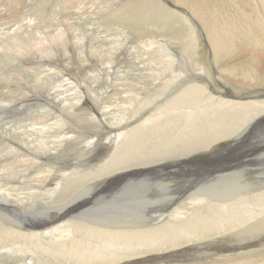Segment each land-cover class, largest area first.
<instances>
[{
	"label": "bare ground",
	"instance_id": "obj_1",
	"mask_svg": "<svg viewBox=\"0 0 264 264\" xmlns=\"http://www.w3.org/2000/svg\"><path fill=\"white\" fill-rule=\"evenodd\" d=\"M76 1L77 0L74 2ZM213 1L215 2L216 0ZM240 1L242 6L247 7L246 9L232 5L233 7H230L233 8V10L231 9L228 13L225 11L226 16L223 17L222 15L220 16V12H218L219 17L217 18L215 16V10L210 9L206 5L205 0H175L176 4L188 8L193 15H196L200 19L201 28L205 27L207 33L205 37L209 39L208 42H210L213 49L212 52H210L212 61L214 57H216L218 62L221 58H223L221 61H226L227 57L233 59L230 57H233V53L237 51H235L236 46L234 44L240 43L247 46V48L252 51V55L257 57L253 64H261L262 66L264 64V0H256L260 7L261 15L257 13L258 9L253 5L251 0ZM138 2L139 0L135 2L134 7L131 1L125 2L120 6L124 11H116L112 16L118 18L123 17L124 20H128L132 15L141 17L139 14L146 11L145 15L157 19L160 27L169 26L170 32H172L174 27L178 24L180 28L174 30L175 33L177 32L175 36L177 43L180 44L183 49H193L194 51H188V54L191 56L195 55V53L197 55L199 54L196 51V46L193 44L192 39L189 36L185 37L186 29L185 26H183L184 24L175 19H170L176 16L173 10H167L158 0H143L141 5H138ZM217 3H220V1ZM149 4L151 6L150 10L148 9L150 7ZM174 7H177V5H174ZM127 10L132 11L129 17L125 15ZM166 15L170 16V18L166 17ZM165 17L167 18L166 20L164 19ZM252 19H258L259 26H257L256 23L253 24V21L251 22ZM132 21L135 24L137 23L136 21L139 20L132 19ZM140 22L142 21L140 20ZM123 27L126 28V26ZM230 30L238 32V39L234 35L229 34ZM62 35L61 37H63ZM115 60L117 59L115 58ZM164 60L166 61V59ZM195 62L196 68L195 72L191 70L192 74L186 70H173L169 68V72L161 78L157 75H152L155 80L159 79L160 82L158 85H154L155 88L151 91H163L166 85L165 83L173 86L171 90L168 89L163 91L164 93L166 92L165 95L170 96L182 87L180 89L181 91L173 95L171 101L167 103L164 101L167 96L162 98L163 94L157 99H152L151 97L152 101L149 100L151 104L157 101L155 102V109H150V103H146L149 105L147 106L144 104V101V105L142 104V106L143 108L144 106L146 107L145 109L142 108L143 110L139 113L136 112L138 113L136 119L130 117V114L132 115L134 113L130 106L139 99L136 105L142 107L139 103H142L144 100L145 93L141 97L129 99L130 106L124 107L122 104V91L101 89L100 93L98 92L99 90L96 91L98 92L96 94L98 96L96 99L88 95V99L79 100L81 97L78 96L79 92L77 88H70V84H66L65 82L53 83L50 79V84L55 86L53 88H48L49 92L46 94L42 106L45 102H49L50 105L52 104L57 107H54L53 110L57 113L60 112L59 115L55 113L56 117L53 119L49 117L43 119L44 117H39L40 113L36 112L34 113L35 115L31 117V129L26 130L24 128L23 132H21L22 129H20L21 131L18 133L15 132L19 130V128L9 130V128L6 129L3 127L4 125H0V146H2L0 147V216L2 215L1 218L14 223L18 227V229L10 228L0 222V264H51V261H48L49 263L45 261L44 253L53 256V258L56 259L55 262L58 264H61L59 263L61 261H68L70 264H245L246 260L250 257L264 256V227H261L264 224V213H258L248 220H245L246 223L254 220L255 217L259 219V221L252 226L244 227L241 230H238L240 223L237 224L232 221L234 217L232 219V216L228 217L231 219L229 220V226L232 228L229 229L232 231H230L229 236H225L224 232L227 233L226 231L229 230L228 227L224 230L222 228L218 229L217 236L219 238L215 240L207 238V235L201 232V226H208L210 223L205 211L201 213L203 217L198 218V224L186 223V221L182 223V225L175 222H172V224L170 222H164L163 226L148 228L147 230L144 229L147 225L162 220L169 211L172 212L171 215L177 212L175 207L171 210L172 206L183 196L185 197L186 193H189L191 188H195L198 192L204 190L212 195V182L205 176H213L212 178L216 180H225L228 178L229 173L236 167L246 166L251 170L249 167L264 165V143H254V138L255 136L257 137L256 132L259 131L258 129L264 123V117L260 120V117L264 116V114H260L253 118L255 119L253 123L249 122L246 127H242L245 122H248V117L251 115V112L258 106L264 105V100L260 101L256 99L257 97H260L259 99H264V87H261L260 91H254L255 93L242 95L243 92L239 90L241 88H232L230 85L226 87L229 91L228 94L222 97L219 92H216L218 97L215 99L216 95H212L210 91V83H205V85L207 84L209 86L206 88V94H204V87L200 93L199 87L196 85L200 84L199 81H203L204 79L208 82L207 77L211 78V74L208 71H212V68L208 70V67H206L207 63L205 64L199 59ZM168 66L169 65L165 63L164 70L168 69ZM81 67L82 64L78 61L76 67L78 70L73 71H79ZM106 67L108 68L104 70L98 71L97 69V73H95L94 70L92 71L90 75L92 82H94V79L97 77L105 75L103 82L113 83L112 75L114 69L112 66ZM233 67L230 68L229 72L227 71L228 69L224 70L225 74H230L229 76L227 75L228 79L234 75V72L237 73L239 71L241 79L245 81L244 83L254 80L252 74H246L247 70L245 71L242 68L239 70L237 67ZM215 68L216 67H214V69ZM41 72L43 73V70ZM206 72L209 74H206ZM173 73L176 74L174 80L170 77H173ZM84 74L86 75V72ZM139 76L141 77V75ZM77 77H79L81 81L83 75L81 74ZM212 77L213 82L224 80L221 79L223 78L222 75L217 73L215 75L213 74ZM120 78L123 79L122 77ZM142 78L144 77L142 76ZM37 79H40V77ZM40 80H43V78ZM248 84L250 85V83ZM90 85L91 84H89V86ZM131 87L129 88L131 89ZM140 88L142 87L140 86ZM72 89L74 91L76 90L75 93H71L72 96L66 95L68 90ZM90 89L94 91L92 87H90ZM54 91L56 94H54ZM101 95L103 96L101 97ZM226 95L232 97L230 98ZM113 96H118V101H120L118 105H116V97V101L113 102ZM240 97L252 98L254 101L249 100L248 102L246 101L245 104H242L240 101L236 100ZM102 98L103 101H101ZM203 100L204 103L202 104H206L205 107H207L203 108V110L199 109V111L196 110L194 112L196 113L195 115L201 119V123L204 122L199 129L193 124H184V121L190 118L183 117L185 119H183V124L185 126L176 136V140L175 137H173L172 140L169 139L164 142L163 146H156L155 148H160V151H156V153L151 152L149 154L150 151L146 152L147 148L149 149L153 145L149 144V142L154 132H158L159 134L158 141L162 139L163 136H169L171 134L170 126L167 125L169 122L167 117L169 115L164 116L168 107L176 106L180 108V110L181 108L190 110L194 109L192 108L193 106L201 104ZM216 101H218V103ZM228 104H230L229 107H227ZM88 109L91 110V113ZM111 109H113V111H111ZM159 109H163L164 114H157ZM44 110L49 112L46 108H44ZM84 110H87L88 113ZM185 110H182V112ZM210 110H213L212 114H209ZM114 112H119V116L116 115L113 117L112 114H116ZM121 113H123V115H121ZM177 113L176 115L178 116ZM133 116L135 115L133 114ZM142 117H144L143 120H140ZM162 117H165V119L160 121L162 127L159 126L161 124H158L157 129H155L153 119L156 120L157 118L160 120ZM110 118L114 120V122H111ZM117 118L120 119L121 122H117ZM18 120H16V122H19ZM138 121H141V123L134 126ZM109 122L111 124H109ZM19 125L18 127H20ZM100 125L106 127L107 130L104 131ZM132 127L133 129L138 128L137 130L135 129L136 134L127 135L122 144L121 138L123 130L129 131ZM143 127H145V130ZM240 127H242V132H239V135H235L236 133L231 134L230 136L232 137L226 135L229 132H237ZM12 130H15V132ZM176 130L178 132V129ZM116 131H118L117 137L114 135ZM113 138L116 139V145L114 144V147L108 143V141ZM213 138L218 140L225 139L227 142H230L227 147L218 150L214 148L213 151L210 152V145L218 141L213 140ZM153 140L154 139H152V141ZM172 141L177 142L171 143ZM245 141L250 144L244 143ZM180 142H186L187 146L180 145L176 148L175 143ZM120 143L122 144L121 146H119ZM193 143H195V146ZM205 143L208 145V149L206 148L204 157L200 160H195L191 157V155L197 152V149L199 150V148L205 147ZM13 144L17 146L14 147ZM71 154L76 155V158L74 156L75 161H66L67 156L69 155L68 157H70ZM80 154L82 155L81 159ZM98 166L101 168L94 171ZM87 167L91 168L79 170ZM232 174L238 176L240 173L235 172ZM191 175L194 176V178H192ZM5 178H8V180H5ZM16 179L18 180L15 181ZM173 179H183L181 181V186L178 188L179 190L176 191L179 192L178 194H180V196L179 198L177 197V199L170 197L164 201L162 195L166 196V194H168L169 191L167 187L170 186L169 181ZM220 182L216 183V185ZM149 183H153V186L151 185L150 188L149 185H147ZM62 186H64V190H67L71 195L65 196L64 198L59 197V189L62 188ZM161 187L165 188L161 189ZM227 187L228 190L232 192L229 198L231 204L237 206V208L232 206L233 209L237 210L238 206L240 208V202L247 203V200L253 202L252 196H249V191H245V194H248L243 196L242 194L244 192L242 193L238 192L237 189H232L228 181L224 188L226 189ZM263 194L264 193L260 195V198L263 197ZM188 196L189 195H187V197ZM226 197H228V195ZM26 201H29V203H26ZM141 203H146V208L141 207ZM32 204H34L33 207ZM47 204L51 206L54 205V207L56 205V209H46L48 206L45 205ZM259 205H262V208H264V201H260ZM39 206H42V208L36 211L35 207ZM93 207H99L98 210L100 212L95 217L97 221L91 220L89 222L98 227H106V229L90 227L77 221L68 220L64 222V219H67L68 216L72 217L74 212L84 213ZM103 209L106 210L105 213ZM254 210L258 212L261 211V209ZM216 212L217 209H214L212 213L215 214ZM237 212L238 211H236V213ZM220 213L222 214V211ZM224 213L226 214V212ZM93 215L95 216V214ZM136 215H139L140 218H135ZM74 216H76V214ZM190 217L194 218L193 215H190ZM171 218H174V216ZM139 221H142V223L139 224ZM239 221L241 220H238V222ZM113 226L125 228L142 227L143 229L133 233L128 231H110V227ZM176 230H181L189 235L191 239H194V246L189 247V244L188 248L185 250L172 253L171 255H164L162 252L165 250L171 252L174 251L173 249H179L182 244L189 243L187 241L179 243V241L183 239L177 235ZM85 235H87L88 238L84 237ZM89 235L91 236L89 237ZM134 239L139 240L138 244L133 242ZM157 239H162L161 243L158 242ZM257 239H259V243H257L255 249L251 250L249 248L251 241ZM208 241L209 243H207ZM103 244L108 248L118 249V251L121 252V256L102 254L104 248H102ZM35 247L37 251H35ZM157 247H161V251H159ZM136 250L141 252H139L138 255L137 253L133 255ZM5 251H12L14 254L20 252V258L15 257L9 260L3 256ZM128 253L129 256H127ZM5 260L6 262L4 263Z\"/></svg>",
	"mask_w": 264,
	"mask_h": 264
},
{
	"label": "rangeland",
	"instance_id": "obj_2",
	"mask_svg": "<svg viewBox=\"0 0 264 264\" xmlns=\"http://www.w3.org/2000/svg\"><path fill=\"white\" fill-rule=\"evenodd\" d=\"M74 1L73 0H2V1L0 0V8L1 7L3 8V9L1 8L2 10L0 9L1 10L0 11V37H1L0 38V52H1L0 53V125H2V126L4 125L3 127H5L6 129L9 128V130H10V129H14V128H19V130H17L16 132H15V130H12L15 133L20 132L21 131L20 129H22L21 132H23L24 128L26 130L27 129L30 130L31 129L30 124L32 123L31 117L33 115H35L34 113H36V112L40 113L39 117H44L43 119H45V117H49V118L53 119L54 117H56L55 113L57 115H59V113H60L59 111H58L59 113H57L56 111L53 110L54 107L55 108H57V107L53 106L52 104L50 105L49 102H45V104H44L45 106L44 105L42 106L43 101L45 99V96L49 92L48 88L49 87L53 88L55 86L53 84H50L51 81L53 83H59V82H65L66 84L69 83L70 88H73V87L77 88V91L79 92L78 96L81 97L79 100L88 99L89 98L88 95L91 96V98L96 99V97H98L96 94L98 92L100 93L101 89H103V90H105V89L117 90L119 92L122 91V93H121V94H123L122 95L123 96L122 104L124 107L130 106L129 99H131L133 97H136V98L141 97L145 93L144 100L142 101V103H139V104L142 106L143 102L145 101L144 102L145 105H147V106L150 105L149 106L150 109H152V108L155 109L154 106L156 105L155 102H157V101H155L151 104L149 102V100L152 101V99H154V98L157 99V98H159V96H161L163 94L162 98H165L167 96V98L164 101L166 103L170 102L173 95H176L178 92H180L181 91L180 89L182 87L178 91L176 90L170 96L165 95L166 92L165 93L163 92L164 90H168V89L171 90L172 89L173 86L169 85L168 83H165L166 85H165L163 91H158V90L151 91L160 82L159 79L155 80L154 76H152V75H157L159 78H161V77L165 76V74L167 72H169L170 69H173V70L182 69V70H186L190 74H192V71L195 72V68H196V64H195L196 62L195 61H197L199 59L200 61H203L205 64L207 63L206 67H208L207 68L208 70H210L212 68V71L211 70L208 71L211 74V78L207 77L208 82L204 79L203 81L202 80L199 81L200 84H196L199 87L200 93H201L202 88L204 87L203 88L204 94H206L205 93L206 88L209 86L207 84L205 85V83L211 84L210 91L212 93L211 92L210 93L212 95L215 96L216 92H219V94H221L222 97H224L225 94L229 93V91L226 89V87H228L230 85L232 88H237V89L241 88L239 90H241L243 92L242 95H245V94L248 95L250 93H255L257 91H260L261 87H264V64L262 66H261V64L260 65H254L253 63H254V61H256L257 57L252 55V51L250 49H248L247 46H245L244 44L243 45L240 43L234 44L236 46L235 51L236 50L237 51L233 53V57H230L233 59H229V57H227L226 61H221V59L223 60V58H221V59H219L220 61L218 62L216 57H214L213 61H212V59L210 57V52H212L213 49H212L210 42H208L209 39H207L205 37V36H207L206 35L207 33H206V29H205L204 25H203L204 28H201L202 25H201L200 19L196 15H193L191 10H189L188 8H186L182 5L176 4L175 0L174 1L168 0V2H167V0H158V2L162 6L164 5L163 7L166 8L167 10H169V11L173 10V13H175L174 15H176L173 18L172 17L170 18V16H168V15H166V17H168L170 19H175L177 21H180V23L184 24L183 26H185V29H186V32H185L186 36L185 37L189 36L192 39L193 44H195V46H196V51L199 53L198 55L195 53V55L191 56L190 54H188V51H194L193 49H189V50L187 48L183 49V47H181V45L177 43V41L175 39L177 32L176 33L174 32V30H177L178 28H180V25H178L177 23L176 24L178 26L176 25L174 27L173 31L170 32L169 26L166 25L164 27H160L158 25L159 23L157 22V19L145 15L146 11H143L141 14H139L141 17H139L137 15H132L131 17H129V15L132 14V11L127 10L125 12V15H127L129 17L128 20L127 19L124 20L123 17L118 18L116 16H114V17L112 16V14H114L116 11L123 10V8L120 6H122V4H124L125 2L131 1V3L134 4L133 5V7H134L135 2L137 0H77L76 1L77 3ZM212 1L213 0H210V1L205 0V3L210 9L215 10V16L217 18L219 17L218 12H220L219 13L220 16L222 15V17H223V16H226L225 11H227V13H228L229 11H231V9L233 10V8H231V7H233L232 5H235L237 7L239 6L240 8H243V9L247 8L246 6H242L240 0H223V1L222 0H216L215 2L213 1V3H212ZM219 1H220V3H217ZM251 1L253 2V5L256 6L258 9L259 12L257 11V13H259V15H261V12L259 9L260 7H259L257 1L256 0H251ZM142 3H143V0H139L138 5H141ZM73 4H75V5H73ZM150 4H149V6H150ZM174 5H177V7H174ZM150 8H151V6L148 9L150 10ZM4 9H5V11H4ZM246 12L249 13L248 11H246ZM223 13H224V15H223ZM142 14L145 16H143ZM108 16H110V17H108ZM193 16H194V18H193ZM146 17H148V18H146ZM166 17L164 18L165 20L167 19ZM132 19H136L139 21H136L137 23L134 24ZM140 20L142 22H140ZM152 21H153V23H152ZM251 22L253 24L256 23V25L259 26L258 19H254V20L252 19ZM187 24H189V25H187ZM123 26H126L127 29ZM134 27H136L137 29ZM121 34H122V38H121ZM229 34L234 35L237 39L239 37L238 32H235V31L230 30ZM61 35L63 37H61ZM119 36H120V38H119ZM5 37H6V40H5ZM2 38H3V40H2ZM25 44H28V45H25ZM50 45H51V47H50ZM101 49H104V50H101ZM117 50H119V51H117ZM198 56H199V58H198ZM112 57L114 60L112 59ZM115 58L119 62L117 60H115ZM164 59H166V61ZM78 61L82 64V67L79 71H73V70H78L76 68ZM165 63H167L169 65L167 67L168 69L165 68L166 70H164ZM182 63H184V64H182ZM212 63L214 66L212 65ZM30 65H32V66H30ZM106 66H112L114 69L113 75H112V82L113 83L103 82L105 75H103L102 77H97L96 79H94V82H92V80L90 79V75L92 74V71L94 70L95 73H97L99 70L107 69L108 67H106ZM179 66H180V68H179ZM214 67H216V68L214 69ZM231 67H233V68L237 67L239 70L241 68L245 71L247 70L246 74L247 75L252 74V77L254 80H252V78H251L252 81H250V82L246 81L247 83H244L245 81L243 79H241L239 71L237 73L234 72V75L232 77H229V79H230L229 80L228 76L230 74L229 75L225 74L224 70L228 69L227 71L229 72ZM97 69H98V71H97ZM42 70H43V73L41 72ZM257 70H259L260 73ZM118 71H119V73H118ZM251 71H253L254 74ZM85 72H86V75L84 74ZM208 72H206V74ZM216 73L222 75L223 78H221V79H224V80H221V81L217 80V81L213 82L212 76H213V74L215 75ZM81 74L83 75V77H82V80L80 81L79 77H77V76H80ZM139 75H141V77ZM175 75L176 74L173 73V77L170 76L171 79L174 80ZM142 76L144 78H142ZM38 77H40V79L43 78V80L37 79ZM120 77H122L123 79H121ZM44 78H45V81H44ZM118 78H120L121 80L119 79L120 81L119 80L116 81ZM141 78H142V80H141ZM234 78H236L237 80ZM50 79H51V81H49ZM233 79L236 80L237 82L234 81ZM109 81H111V80H109ZM225 82H227V83H225ZM135 83H136V85H135ZM248 83H250V85ZM89 84H91V85L89 86ZM221 84L223 85L224 89L222 88ZM241 84H242V86H241ZM247 84H248V86H247ZM123 85H125V86H123ZM140 86L142 88H140ZM90 87H92V89H94V91H92L90 89ZM129 87H131V89ZM253 88H255V89H253ZM133 90L134 91L136 90V91L134 92ZM75 91L73 89L68 90L66 95L72 96L71 93H73V92L75 93ZM96 91H98V92H96ZM126 91H127V94H126ZM54 94H56L55 91H54ZM149 95H151V96H149ZM61 96H63V95H61ZM102 96L103 95H101V97ZM226 96L230 97V98L232 97L230 95L229 96L226 95ZM115 97L117 98V101H116ZM151 97H152V99H151ZM217 97H218V95L215 96V99H217ZM259 98L260 97H257L256 99H258L260 101L264 100L262 98L261 99H259ZM49 99H50V97H49ZM225 99H227V98H225ZM138 100L139 99H137V101ZM147 100H148V102H147ZM236 100L240 101L242 104H245L246 101L248 102L249 100L254 101V99L252 100V98H248V97H245V98L240 97V98H237ZM101 101H103V98L101 99ZM115 101H116V105H118L120 102V101H118V96H113V102H115ZM137 101H135V103L132 104V106H130V108L134 111L133 114L135 115V116H133V114L132 115L130 114V117L131 118L133 117L132 119H136L138 117L137 114L140 111H142L143 109H145V107H146V106H144V108H143V106L138 107L136 105ZM216 102L218 103V101H216ZM146 103H148V104L150 103V104L148 105ZM202 103H204V100L201 102V104H199L200 106L199 105L193 106L192 108H194V109H190V110H185V108L184 109L181 108V110H180V108H177L176 106H173V107L170 106L172 108L170 110H168L170 108V107H168L166 109L168 113L165 112V114L163 113V109H159L157 114L162 113V114H164V116L169 115L167 117L168 118L167 120H169L167 125L170 126L171 134L169 136H163L162 139H159V141H158L159 134H158V132H154L153 137H152V139H154V140L152 141V139H151L149 142V144H153L150 147L152 150L150 148L149 149L147 148L146 152L150 151L149 154L151 152L156 153V151H160V148H155L156 146H163L164 142L168 141L169 139L172 140L173 137H175V140H176V136L181 131V129L185 126L184 124H186V123L187 124H193V125H195V127L197 129H199L201 124H204V122L201 123V121H200L201 119H199V117L197 115H195L196 113H194V112L196 110L199 111V109L203 110V108L207 107V106L205 107L206 104H202ZM229 105L230 104H228L227 107H229ZM43 107L46 108L47 110H49V112L45 111ZM258 108H260V109H258ZM175 109H176V111H175ZM136 110H138V111H136ZM177 110H179V111H177ZM182 110H185V111L182 112ZM84 111H86L88 113L87 110H84ZM111 111H113V109H111ZM189 111H191V112H189ZM89 112L91 113V110H89ZM136 112H138V113H136ZM210 112H209V114H212L213 110H210ZM114 113H116V114L115 115L112 114L113 117L116 115L119 116V112H114ZM176 113L178 114V116L176 115ZM191 114H192V116H191ZM260 114H264V105L258 106L254 111H252L251 115L248 117V122H245L242 127H244V126L246 127L249 124V122L253 123L255 121V119H253V118L259 116ZM121 115H123V113H121ZM121 117H124V116H121ZM121 117H120V119H121ZM183 117H185V118L189 117L191 120L187 119L186 121H184L185 119ZM192 117H194V118H192ZM262 117H264V116H261L260 120L262 119ZM143 118L144 117H142V119H140V120H143ZM120 119L117 118L116 119V120H118L117 122H121ZM162 119H165V117H162L160 120L157 118H156V120L153 119L155 129H157L158 124H161L160 121ZM16 120H18L19 122H16ZM111 122H114V120L111 119ZM140 123H141V121H138L137 123H135L134 126H136ZM109 124H111V123L109 122ZM18 125L20 127H23V128L18 127ZM100 126L104 131L107 130L106 127H103L102 125H100ZM159 126L162 127V124ZM171 126H173V127H171ZM133 127L129 131L123 130L121 143L125 141L127 135H135L136 134V130L138 128H135L136 129L135 130V129H133ZM145 127H147V126H145ZM145 127H143L144 130H145ZM242 127L239 128L240 131L238 129L237 132H235V131L229 132L226 135L230 136L233 133L234 134L236 133L235 135H239V132H242V129H241ZM143 128H140V129H143ZM176 129H178V132ZM258 130L259 131L256 132L257 137L254 135L255 136V138H254L255 142L254 143H264V132H263L264 131V123L260 126V128ZM161 131H162V129H161ZM172 132H174V133H172ZM22 134H24V133H22ZM114 135H115V137H117L118 131H116ZM5 137H8V136H5ZM230 137H232V136H230ZM115 140L116 139L113 138L112 140L108 141V143H110L111 146L114 147ZM213 140H218V139L213 138ZM15 142H17V141H15ZM173 142H177V141H172L171 143H173ZM229 142L230 141L227 142L225 139H220L217 142H214L212 145H210L209 151L212 152L214 148H217V150L223 149V148L228 146ZM121 143L119 144V146H121L123 144V143L122 144ZM244 143L250 144L249 142H246V141ZM0 144H1V139H0ZM193 144L195 146V143H193ZM207 144H209V143H207ZM13 145H14V147L17 146L16 144H13ZM180 145L187 146L186 142L175 143L176 148L179 147ZM204 146L205 147L199 148V150L197 149V152L194 153L195 155L193 154V155H191V157H193L195 160L202 159L204 157V154H205L204 152L206 151V148L208 145H206V143H205ZM0 147H2V146H0ZM201 149H203V150H201ZM68 156H67L68 160L66 159V161H70V162L75 161V158H76L75 154H71L70 157H68ZM74 156H75V158H74ZM105 156H106V154H105ZM81 158H82V155L80 154V159ZM263 164H264V162H263ZM239 167H240V169H239ZM239 167H236L235 169H233L229 173L228 178H226L225 180L224 179L216 180V179L212 178L213 176H205L207 179L210 180V182H212L211 190H212L213 196L204 190H201L200 192H198L195 188H191L189 190V193H186L185 197L183 196L181 199H179L172 206L171 210L174 209V207H175L177 212H174L173 215H171L172 212L169 211V213H167L168 212L167 211L166 212L167 218L164 217L163 218L164 220L162 219L159 222L155 221L154 224L147 225L146 228H144V229L147 230L148 228H155L157 226H163L164 222H170L171 224H172V222H175V223L182 225V223H184L186 221V223L198 224V218L203 217V215L201 214L203 211H205V213L208 215L210 223L208 224V226H201V232L203 234H206L207 238H210V239L215 240V239L219 238L217 236L218 229L222 228L224 230V229H227V227H228V229L229 228L231 229L232 227L229 226L230 225L229 220H231L233 217L234 218L232 219V221H234L237 224L240 223L238 230H241L244 227L252 226L257 221H259V219L257 217H255L254 220L246 222V223H245V220H248L249 218L257 215L258 213H264V208H262V205H259L260 201H264V194H263V197L260 198V195L262 193H264V165L249 167L251 170H249L248 167H246V166H239ZM90 168L87 167V168H83V169H79V170H86V169H90ZM100 168L101 167L98 166L96 169H94V171L99 170ZM194 168H196V167H194ZM235 172H239L240 174H238V176L233 175L232 173H235ZM191 177L194 178V176H192V175H191ZM5 180H8V178H5ZM17 180L18 179H16L15 181H17ZM182 180L183 179H181V180L173 179V180L169 181L170 186L167 187L168 188L167 190L169 192H168V194H166V196L162 195V197H163L162 199L164 201H166L170 197H174V199H177V197L179 198L180 194H178L179 192H176V191L179 190L178 188L181 186ZM227 181L230 184L232 189H237L238 192H242V193L244 192L243 194L241 193L243 196L248 194V193L245 194V191L246 192L249 191V194H250L249 196H252L253 202L251 200H247V203L240 202L239 203L240 208L238 206L237 210L233 209V207L237 208V206L231 204V202H230L229 198L231 197L232 192L228 190V187L226 189L224 188V187H226ZM193 182H194V179H193ZM200 182H203V181H200ZM218 182H220V183L218 185H216V183H218ZM147 185H149V188H150L151 185L153 186V183H149ZM83 187H85V186H83ZM162 188H165V187H161V189ZM208 194H209V196H208ZM258 194H259V196H258ZM69 195H71V194L68 193L67 190H64V186H62V188L59 189V194H58L59 197L64 198L65 196H69ZM187 195H189V196L187 197ZM227 195H228V197H226ZM222 199H224V200H222ZM203 200H204V202H203ZM26 203H29V201H26ZM33 205L34 204H32V207H33ZM45 206H48V207H46V209H50V208L56 209L55 208L56 205H55V207H54V205L51 206L50 204H47ZM188 206H190V207H188ZM39 207H35L36 209L35 208L34 209L36 211H38V209H41L42 206H39ZM141 207L146 208V203H141ZM176 207H178V208H176ZM226 207H228V208H226ZM93 208L89 209L88 211H86L84 213L83 212H74L72 217L68 216L67 219H64V222L71 220V221H75V222L76 221L81 222V224H85V225L90 226V227L106 229V227H103V226L98 227V226H95L94 224L92 225V223L89 222L91 220L97 221L95 217L100 212L98 210L99 207H93ZM214 209H217V212L215 214L212 213V212H214ZM254 209H258V210L261 209V211L258 212L257 210L255 211ZM234 210H236L238 212L236 213V211H234ZM221 211H222V214L220 213ZM103 212L105 213L106 210L103 209ZM103 212H101V213H103ZM224 212H226V214ZM75 214H76V216H74ZM93 214H95V216ZM88 215H89V217H88ZM190 215H193L194 218L190 217ZM226 215H227V217H226ZM85 216H87V217H85ZM92 216H94V217H92ZM170 216L171 217L174 216L175 220H174V218H171ZM230 216H232L231 219L228 218ZM1 217H2V215L0 216V222H2V224H5L10 228L18 229V227L14 223H12L8 220H4V218H1ZM136 217L140 218L139 215H136L135 218ZM218 217H219V219H218ZM221 217H223V218H221ZM92 218H94V219H92ZM238 220H241V221L238 222ZM141 223H142V221H139V224H141ZM221 223H222V225H221ZM223 223L225 226L223 225ZM261 227H264V224ZM124 228L125 227H121V226H113V227H110V231H128V232L133 233V232L141 231L143 229L142 227H138V228L126 227L125 228L126 230ZM230 229L228 231H226L228 234L224 232L225 236H229L230 231H232ZM176 232H177V235H179L181 237V239H183V240L179 241V243H182L185 241H187L189 243L188 244H182L179 249H173L174 251H171V252L165 250L164 252H162L164 255H171L172 253L185 250L186 248H188L189 244H190L189 247L194 246V239H191L189 235H187L186 233H184L181 230H176ZM178 232H181V233H178ZM90 236L91 235H89V237ZM84 237H87V235H85ZM159 240H158V242L161 243L162 239H159ZM258 240L259 239L251 241V244L249 247L251 250L256 248L255 246L257 245V243H259ZM133 242L138 244L139 240L134 239ZM207 243H209V241ZM102 248H103L102 254L121 256V252H119L118 249H116V248H114V249L108 248L104 244L102 245ZM35 249H36V247H35ZM157 249L159 251H161L162 248L157 247ZM35 251H37V249ZM100 251L102 252L101 248H100ZM134 252H132V253H134L133 255H135L136 253L138 255V253L141 251L136 250ZM111 253H114V254H111ZM44 255H45L44 258H45L46 262L51 261V264H58L57 262H55L56 259L53 258V256H49L48 254L46 255L45 253H44ZM155 255H157V254H155ZM3 256L9 260H11L12 258H15V257L20 258V252H17V254H14V253H12V251H5L3 253ZM12 256H14V257H12ZM127 256H129V253L127 254ZM60 257H63V256H60ZM250 258H248L246 260L245 264H264V256H253ZM5 262H6V260L4 261V263ZM59 263L70 264L68 261L67 262L61 261Z\"/></svg>",
	"mask_w": 264,
	"mask_h": 264
}]
</instances>
